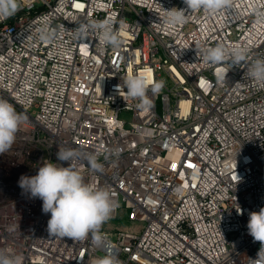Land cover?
<instances>
[{
	"label": "built area",
	"instance_id": "1",
	"mask_svg": "<svg viewBox=\"0 0 264 264\" xmlns=\"http://www.w3.org/2000/svg\"><path fill=\"white\" fill-rule=\"evenodd\" d=\"M17 2L15 14L0 20V98L27 122L0 154V251L21 264H95L105 256L120 264L256 259L260 242L247 223L264 207V85L247 71L264 58V0L188 11L174 28L164 24V9H186L184 0ZM105 20L119 47L103 45L91 29L74 38L77 28ZM217 45L241 49L245 59L205 62L204 52ZM149 72L165 86L149 92L145 111L123 84L129 74ZM60 149L76 150L85 182L110 191L108 220L121 216L134 226L113 232L104 222L95 233L99 243L93 233L85 240L49 236L50 213L18 181L57 162ZM88 154L103 171L90 168Z\"/></svg>",
	"mask_w": 264,
	"mask_h": 264
},
{
	"label": "clouds",
	"instance_id": "2",
	"mask_svg": "<svg viewBox=\"0 0 264 264\" xmlns=\"http://www.w3.org/2000/svg\"><path fill=\"white\" fill-rule=\"evenodd\" d=\"M186 9L176 7L165 10L163 22L169 28H174L186 23L188 11L203 10L214 13L230 5V0H184ZM19 5L17 0H0V20L15 14ZM98 32L99 40L105 46L119 47L121 41L119 34L112 27V22L96 21L90 25L76 29V39H84L88 30ZM42 40H51V33H42ZM231 58L233 65H238L245 59L243 50L234 48L231 53L223 45H217L204 52L207 63L216 64ZM247 76L264 85V58L256 59L248 68ZM165 82L154 80L151 73L129 74L125 77L123 88L126 94L139 100L141 110H150L152 96L158 95L164 88ZM121 85L116 86L117 90ZM27 122L23 113L17 112L15 106L9 101L0 98V154L8 152L15 143L17 133ZM80 159V154L73 149H60L56 152L57 162L49 161L38 168L34 176H21L19 187L30 194L31 198L42 200L43 213L49 214L47 231L49 236L67 237L74 240H85L89 233H93L94 240L99 243L96 230L107 221L114 211V201L107 188L86 183L84 177L75 166V161ZM87 163L93 171H103V165L98 163L94 154H88ZM67 166H64V164ZM241 212L240 208L237 210ZM248 234L254 241L260 242V249L256 259H250V264H264V207L259 211L249 213L247 223ZM0 264H21L18 256H11L0 251ZM95 264H120L111 256H105L95 261Z\"/></svg>",
	"mask_w": 264,
	"mask_h": 264
},
{
	"label": "rangeland",
	"instance_id": "3",
	"mask_svg": "<svg viewBox=\"0 0 264 264\" xmlns=\"http://www.w3.org/2000/svg\"><path fill=\"white\" fill-rule=\"evenodd\" d=\"M121 118L123 120H125L126 122H130L131 121V114L127 113V112H123L121 114ZM105 223H106V226L108 228H112L113 232H115V230L117 228L134 226V225H131L129 222H127V220H125V218L121 217V216L117 220H107V221H105ZM137 226H139V225H137Z\"/></svg>",
	"mask_w": 264,
	"mask_h": 264
}]
</instances>
